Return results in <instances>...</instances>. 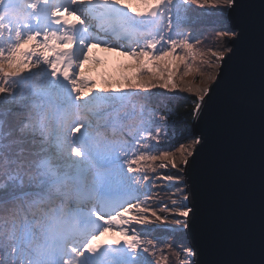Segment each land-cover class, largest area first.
<instances>
[{
    "label": "snow or ice",
    "instance_id": "6c2138e0",
    "mask_svg": "<svg viewBox=\"0 0 264 264\" xmlns=\"http://www.w3.org/2000/svg\"><path fill=\"white\" fill-rule=\"evenodd\" d=\"M100 47L132 61L119 79L85 76ZM257 103L264 0H0V264H239L205 259L190 174L213 105Z\"/></svg>",
    "mask_w": 264,
    "mask_h": 264
},
{
    "label": "water",
    "instance_id": "95a60500",
    "mask_svg": "<svg viewBox=\"0 0 264 264\" xmlns=\"http://www.w3.org/2000/svg\"><path fill=\"white\" fill-rule=\"evenodd\" d=\"M259 10L260 0H252ZM259 44V33L251 38ZM257 73L252 92L258 97ZM201 127L209 143L191 172L199 216L196 237L205 259L239 264L261 259L264 225V115L258 103L239 107L213 105Z\"/></svg>",
    "mask_w": 264,
    "mask_h": 264
},
{
    "label": "rangeland",
    "instance_id": "374dc122",
    "mask_svg": "<svg viewBox=\"0 0 264 264\" xmlns=\"http://www.w3.org/2000/svg\"><path fill=\"white\" fill-rule=\"evenodd\" d=\"M204 45H200L197 46L198 48L207 49L203 47ZM27 47V46H26ZM179 51V50H178ZM103 58V61L100 63L97 62H92L89 64V62L93 59V58ZM89 62L85 65L87 67H84V74L87 77H90L92 80L96 81L97 83L103 84L106 80H115V79H119L120 74L123 72V70L125 69V67L129 64L132 63L131 60H129L126 56L120 55V53L118 51L116 52H112V51H104L102 50V47L100 48H96L92 50L91 53V57ZM89 64V65H88ZM197 64H200V60H197ZM198 78V79H195ZM200 80L201 77L196 76L195 74L192 76H188L185 78L184 83H191L193 84L194 87L200 86ZM180 94H184V93H180ZM160 162L158 161L157 164H159ZM158 171H164L163 169H159ZM178 195V193H177ZM161 202H167L169 199L168 195H164L161 194ZM160 215H166V213H160ZM126 227V226H125ZM107 239H119L121 241H123V237L119 236V234L117 233V235L112 236L111 234H109V236L107 237ZM165 253L168 256V262L167 264H177V260L176 257L169 252L166 248H165Z\"/></svg>",
    "mask_w": 264,
    "mask_h": 264
},
{
    "label": "trees",
    "instance_id": "16d2710c",
    "mask_svg": "<svg viewBox=\"0 0 264 264\" xmlns=\"http://www.w3.org/2000/svg\"><path fill=\"white\" fill-rule=\"evenodd\" d=\"M198 11H200V10H198ZM209 44H210V35H209L208 39H205V41L202 45H204L203 47L206 48V46H208ZM198 46L200 47V45H198ZM106 51H108V50H106ZM112 52H116V51H112ZM103 58H101V57L95 58L94 57L89 62V64L92 62L93 63L97 62V61H98V63L99 62L101 63L103 61ZM84 67H87V66H84ZM195 79H198V78H195ZM176 95H177V98L169 104V109L175 114L174 118L176 121V136H177V139H179L186 132V124L190 123L191 118L186 117L185 113H187L191 110V105L195 99V96L192 94H188V93H184V94L178 93Z\"/></svg>",
    "mask_w": 264,
    "mask_h": 264
},
{
    "label": "bare ground",
    "instance_id": "6f19581e",
    "mask_svg": "<svg viewBox=\"0 0 264 264\" xmlns=\"http://www.w3.org/2000/svg\"><path fill=\"white\" fill-rule=\"evenodd\" d=\"M102 50L105 51V50L103 49V47H102Z\"/></svg>",
    "mask_w": 264,
    "mask_h": 264
}]
</instances>
